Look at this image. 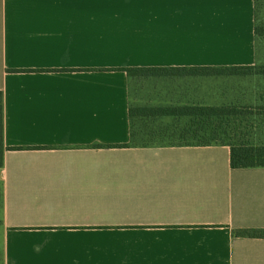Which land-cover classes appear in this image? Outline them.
Here are the masks:
<instances>
[{"label": "crops", "instance_id": "0c3cea01", "mask_svg": "<svg viewBox=\"0 0 264 264\" xmlns=\"http://www.w3.org/2000/svg\"><path fill=\"white\" fill-rule=\"evenodd\" d=\"M258 23L257 0H0L4 142L23 147L0 167V264H264V237L235 234L264 228V167L95 147L129 142L131 105L255 102L121 68L258 64Z\"/></svg>", "mask_w": 264, "mask_h": 264}, {"label": "trees", "instance_id": "16d2710c", "mask_svg": "<svg viewBox=\"0 0 264 264\" xmlns=\"http://www.w3.org/2000/svg\"><path fill=\"white\" fill-rule=\"evenodd\" d=\"M263 0H257L261 2ZM257 37H264V24H257ZM131 78L146 79L156 76H253L264 75V64L230 66H181V67H122ZM264 101V100H263ZM171 117L184 119L179 128V142L169 146H207L226 145L230 148L232 168L264 167V141L254 139L264 119V103H231L218 106L182 105V106H141L130 107V140L120 144H96L95 147L159 146L133 141L135 137L133 120L135 118ZM4 142L3 92L0 91V167L4 165L7 149ZM235 234L250 237H264V228H242Z\"/></svg>", "mask_w": 264, "mask_h": 264}, {"label": "rangeland", "instance_id": "374dc122", "mask_svg": "<svg viewBox=\"0 0 264 264\" xmlns=\"http://www.w3.org/2000/svg\"><path fill=\"white\" fill-rule=\"evenodd\" d=\"M258 24H264V0L257 4ZM258 42V64H264V37H259ZM189 78H219L217 87L218 94L221 96L234 90L253 91L252 100L256 104L260 101L264 103V75L253 76H191ZM242 78H253L250 81ZM214 84V83H213ZM212 84V89L217 87ZM184 119H174L171 117L156 118H135L133 120L135 137L134 142L143 144L150 142L153 145H168L169 143L179 142V128L183 126ZM259 130L255 133L254 139L264 141V119L262 120Z\"/></svg>", "mask_w": 264, "mask_h": 264}]
</instances>
